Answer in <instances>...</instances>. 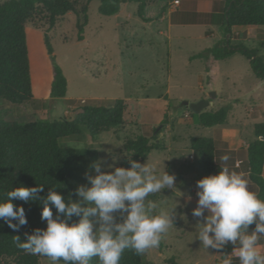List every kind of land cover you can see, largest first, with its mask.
<instances>
[{"label": "rangeland", "instance_id": "1", "mask_svg": "<svg viewBox=\"0 0 264 264\" xmlns=\"http://www.w3.org/2000/svg\"><path fill=\"white\" fill-rule=\"evenodd\" d=\"M5 1L0 0V5ZM172 1L149 0L148 4L158 11L163 9L161 17L174 9ZM87 4L89 23L82 41L78 39L74 13L61 18L48 32L56 63L68 81L66 98L50 96L52 59L44 43L48 26L36 21L27 32L33 99L20 105L0 99V122L74 120L80 106L112 107L116 100H125L128 112L122 126L95 137L83 129L81 136L63 139L60 145L92 149L99 159L109 158L111 152L120 157L119 167L127 159L125 145L129 140L146 137L151 144L158 143L162 150H153L143 163L154 164L157 172L175 174L177 189L150 194L147 200L157 204L153 213L177 204L178 215L159 247L147 251L143 264L204 261L215 253L196 239L195 225L200 218L193 217L192 210L197 205L198 189L190 184L207 175L198 167L191 140L215 138L218 164L243 174L250 184L246 146L257 141L255 126L264 123V81L255 76L250 62L239 53L215 63L205 57L207 51L224 43L223 16L212 20L216 24L207 23L210 19L203 17L197 22L190 18L189 25L176 26L169 33L168 20L161 22L158 18V22L146 25L138 16L136 3L122 5L120 15L111 17L99 13L100 2L96 0H78V12ZM193 5L186 1L179 7L192 11ZM230 39L233 46H245L264 59V28L234 29L232 36H227ZM211 92L217 97L205 111L230 109L226 124L218 130L201 127L197 115L185 105L208 99ZM224 156L229 159L224 161ZM85 173L81 174L84 178ZM249 187L256 193L255 187ZM179 213L186 214V218L180 219ZM258 243L264 245V236ZM0 264L13 263L4 260ZM41 264L52 262L42 259Z\"/></svg>", "mask_w": 264, "mask_h": 264}, {"label": "trees", "instance_id": "2", "mask_svg": "<svg viewBox=\"0 0 264 264\" xmlns=\"http://www.w3.org/2000/svg\"><path fill=\"white\" fill-rule=\"evenodd\" d=\"M78 0H7L0 5V99L17 105L33 99V83L30 75V47L27 44L29 26L36 22H44L48 31L44 33V43L48 55L52 59V99H64L67 96L68 81L62 68L56 63L53 47L48 32L56 27L59 20L68 13L77 16L76 28L79 41L83 40L85 28L89 23L88 7L81 12L77 10ZM94 0H89L92 2ZM100 2L99 13L103 16H116L121 6L126 3L139 5L138 16L145 20L144 14L148 0H96ZM225 37L224 43L207 51L215 61H224L235 54L243 55L250 62L255 76L264 81V59L254 50L242 45L231 44L234 29L264 28V0H225L223 14ZM128 106L125 100H116L112 107L80 106L74 120L63 121L34 120L32 122H0V202L7 200V193L17 187L44 186L41 196L55 186L65 199L74 193L79 184H87L81 174L92 172L91 165L99 159L96 151L83 148H63L60 141L76 138L86 129L93 137L104 130L122 126ZM230 109L220 108L218 111H204L197 115L201 127L214 128L224 126L229 118ZM257 141L246 146L248 169L251 182L259 189L258 198L264 200V123L255 126ZM157 141V138L155 137ZM129 158L143 163L153 150H162L156 143L151 144L146 137L129 140L125 145ZM191 150L198 156V167L207 176L218 174L220 165L217 161L216 143L211 138H193ZM127 159L119 167H129ZM76 200L75 195L72 196ZM16 205H23L28 219L27 225L18 232L13 231L0 220V261L8 260L13 264H41L48 257L32 255L18 248L15 237L25 239L24 233L31 234L35 228H45L46 222L41 220L42 205L40 201L24 203L13 199ZM55 208L53 212L55 214ZM255 225L250 226L249 231ZM233 245L224 249L231 252ZM221 259L215 264H222ZM147 252L137 255L133 250H125L120 264H143ZM59 263L64 264L61 260ZM89 264H99L92 258ZM233 264H239L238 258Z\"/></svg>", "mask_w": 264, "mask_h": 264}, {"label": "clouds", "instance_id": "3", "mask_svg": "<svg viewBox=\"0 0 264 264\" xmlns=\"http://www.w3.org/2000/svg\"><path fill=\"white\" fill-rule=\"evenodd\" d=\"M108 157L91 165L94 175L85 173L89 186H79L67 199L55 186L46 196L39 195L44 192L43 185L8 192L7 200L0 202V220L9 228L18 232L28 223L24 206L14 204L13 199L40 201L41 220L46 222L45 228L25 232L23 241L16 236L17 247L48 257L52 264L61 260L64 264H89L92 258L99 264H120L125 250L142 255L159 247L162 236L175 224L178 205L153 213L157 204L147 198L176 190L177 176L157 172L154 164L128 156L130 166L118 167L120 157L111 152ZM228 159L223 157L224 161ZM196 187L198 200L192 216L200 218L195 228L201 245L223 254L222 264H233V257L239 264H264V253L258 245L264 236V200L250 190L243 174L220 167L218 174L203 177ZM191 199L189 195L188 202ZM179 216L186 218L184 213ZM252 225L255 227L250 232ZM229 244L233 245L230 253L224 251Z\"/></svg>", "mask_w": 264, "mask_h": 264}, {"label": "crops", "instance_id": "4", "mask_svg": "<svg viewBox=\"0 0 264 264\" xmlns=\"http://www.w3.org/2000/svg\"><path fill=\"white\" fill-rule=\"evenodd\" d=\"M149 1V0H148ZM173 0L172 2H170V5H172L174 7V9H172L171 11H169L168 13H166L165 15L161 16L163 14V9L160 8V11H158L157 9H155V7L150 6L147 2V7L145 9V14H144V18L145 20L141 19L146 25H152L155 22H158V18L160 19V21H165L168 20V32L170 33L174 27L176 26H186L189 25V19H193L194 21L197 22V19H201L206 18V19H210L207 23L209 24H216L213 23V19L218 20L219 17H222L224 14V9H225V0H178L180 1L179 5H175ZM190 2V4L193 5L192 11H190V9L188 10H182L180 6L181 2ZM124 5V4H123ZM122 7V6H121ZM176 10V8H178ZM122 9V8H121ZM156 11V12H155ZM121 12V10H120ZM120 12L116 15L119 16ZM162 33V32H161ZM222 42H224V39L222 40ZM219 45V44H218ZM217 45V47H219ZM205 57H207V60H213V62L215 63L216 61L213 59L212 56H210V54H206L205 53ZM212 71V70H211ZM204 100V99H202ZM197 102V101H195ZM194 102V103H195ZM217 127L218 128H221ZM214 141H216L215 138H213ZM193 152V151H192ZM263 177H264V171H263ZM249 179H250V174H249ZM252 185L253 187H255L257 189L256 194L259 192V189L256 185H254L251 180H250V184L249 186ZM197 206V205H195ZM262 253H264V245H261L260 243H258ZM236 257H233V259H235ZM221 259V255L219 253H215L210 257H207L204 261H199L197 260V264H215V262L217 260ZM237 259V258H236Z\"/></svg>", "mask_w": 264, "mask_h": 264}, {"label": "water", "instance_id": "5", "mask_svg": "<svg viewBox=\"0 0 264 264\" xmlns=\"http://www.w3.org/2000/svg\"><path fill=\"white\" fill-rule=\"evenodd\" d=\"M217 93L211 92L208 95V99L201 100L197 103H194L192 105H189L188 103H185L186 106H189L190 109L197 115L202 114L205 110L209 109L211 106H213V101L216 99ZM190 185L196 187V182L191 183Z\"/></svg>", "mask_w": 264, "mask_h": 264}, {"label": "built area", "instance_id": "6", "mask_svg": "<svg viewBox=\"0 0 264 264\" xmlns=\"http://www.w3.org/2000/svg\"><path fill=\"white\" fill-rule=\"evenodd\" d=\"M179 3H180V1H178V0L174 1L175 5H179Z\"/></svg>", "mask_w": 264, "mask_h": 264}]
</instances>
